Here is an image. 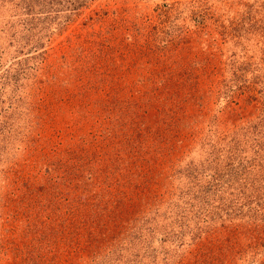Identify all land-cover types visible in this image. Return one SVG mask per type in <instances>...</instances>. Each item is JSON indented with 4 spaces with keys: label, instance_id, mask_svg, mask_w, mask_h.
<instances>
[{
    "label": "rangeland",
    "instance_id": "374dc122",
    "mask_svg": "<svg viewBox=\"0 0 264 264\" xmlns=\"http://www.w3.org/2000/svg\"><path fill=\"white\" fill-rule=\"evenodd\" d=\"M0 264H264V0H0Z\"/></svg>",
    "mask_w": 264,
    "mask_h": 264
},
{
    "label": "trees",
    "instance_id": "16d2710c",
    "mask_svg": "<svg viewBox=\"0 0 264 264\" xmlns=\"http://www.w3.org/2000/svg\"><path fill=\"white\" fill-rule=\"evenodd\" d=\"M27 10H29V9H27ZM159 91L162 93V90L160 88H159ZM135 103H136V101H135ZM129 202H131V201H129ZM67 207H72V206L67 205Z\"/></svg>",
    "mask_w": 264,
    "mask_h": 264
}]
</instances>
